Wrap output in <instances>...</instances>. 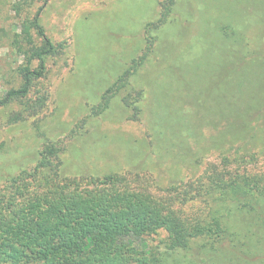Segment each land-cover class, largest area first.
Instances as JSON below:
<instances>
[{
  "label": "rangeland",
  "instance_id": "rangeland-1",
  "mask_svg": "<svg viewBox=\"0 0 264 264\" xmlns=\"http://www.w3.org/2000/svg\"><path fill=\"white\" fill-rule=\"evenodd\" d=\"M16 1L0 0V94L21 86V69L38 65L30 55L43 45L36 28L29 42L20 24L44 2L35 0L18 16L12 9ZM262 13L264 0H47L40 22L56 52L47 57L46 74L31 92L32 98L44 94L46 100L22 119L17 118L24 111L19 101L0 105V188L23 168H33L46 144L54 143L59 149L55 169L63 177L87 178L80 180L87 185L92 176L112 172L142 176L140 182L155 195L180 204L168 188L195 181L221 158L208 144L213 131L204 127V135L197 130L176 141V124L186 133L189 125L199 128L210 119L214 89L207 94L204 88L213 70L211 44L219 41L217 35L224 41L238 24L252 41L263 24L250 18ZM142 55L147 60L138 76L106 112L96 113L106 89ZM202 66L208 67L206 74ZM133 87L142 94L127 105ZM190 106L194 126L182 118L174 124L176 111ZM258 169L264 170L263 161ZM189 200L190 209L201 206L199 199Z\"/></svg>",
  "mask_w": 264,
  "mask_h": 264
},
{
  "label": "trees",
  "instance_id": "trees-1",
  "mask_svg": "<svg viewBox=\"0 0 264 264\" xmlns=\"http://www.w3.org/2000/svg\"><path fill=\"white\" fill-rule=\"evenodd\" d=\"M42 1L34 17L20 24L29 42L32 27L42 37L43 45L30 55L38 65L23 67L21 86L0 94V105L23 104L19 119L45 104L44 94L32 98L31 92L46 74L47 57L56 52L40 22L47 0ZM34 2L18 0L12 9L20 16ZM250 19L263 24L257 37L250 41L246 27L234 25L233 34L224 41L217 35L219 41L211 44L213 70L201 67L208 72L204 90L214 89L210 119L196 128L193 107L176 111L174 124L182 118L194 126L186 134L176 124V141L197 130L204 135L201 129L207 127L214 132L208 144L221 158L195 181L168 188L181 205L155 195L140 182L142 176L112 172L92 176L87 185L80 181L87 178L63 177L55 169L59 149L47 143L33 168H23L0 188V264H264V170L258 169L264 162V146L259 147L264 143V13ZM146 60V55L134 59L106 89L96 113L109 109ZM141 94L134 88L125 97L127 105ZM139 109L135 105L134 118ZM254 120L259 123L252 128ZM189 199H199L201 206L190 209Z\"/></svg>",
  "mask_w": 264,
  "mask_h": 264
}]
</instances>
